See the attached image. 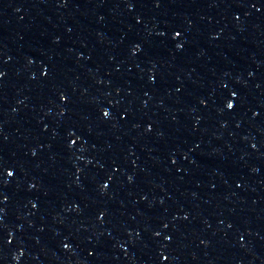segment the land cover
Instances as JSON below:
<instances>
[{"label":"snow or ice","instance_id":"snow-or-ice-1","mask_svg":"<svg viewBox=\"0 0 264 264\" xmlns=\"http://www.w3.org/2000/svg\"><path fill=\"white\" fill-rule=\"evenodd\" d=\"M229 107H231V105H229Z\"/></svg>","mask_w":264,"mask_h":264}]
</instances>
